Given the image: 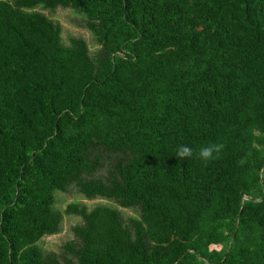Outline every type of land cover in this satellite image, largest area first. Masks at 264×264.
<instances>
[{
    "label": "trees",
    "instance_id": "16d2710c",
    "mask_svg": "<svg viewBox=\"0 0 264 264\" xmlns=\"http://www.w3.org/2000/svg\"><path fill=\"white\" fill-rule=\"evenodd\" d=\"M71 185L139 217L68 204L59 260ZM0 264H264V0H0Z\"/></svg>",
    "mask_w": 264,
    "mask_h": 264
},
{
    "label": "rangeland",
    "instance_id": "374dc122",
    "mask_svg": "<svg viewBox=\"0 0 264 264\" xmlns=\"http://www.w3.org/2000/svg\"><path fill=\"white\" fill-rule=\"evenodd\" d=\"M36 10L44 13L51 20L61 25V38L64 44H68L71 37H81L86 41L90 53H94L97 45L94 42L91 32L86 28L85 19L80 13L71 8L62 7H57L54 10H45L41 7H38ZM105 172L106 170L102 169L97 172V175L102 176ZM54 198V209L62 213L59 231L52 235L43 236L38 241V245L44 253H53L59 260H62L65 257H71L70 254L65 250L64 245L71 241H74L75 243L78 242L72 228L75 225H80L82 223V218L80 216L64 213V210L68 204H82L85 205L89 210L97 205H105L116 208L119 210L124 223H127L130 218L139 217V213L136 208L120 207L113 200L101 197L87 199L78 191L75 185L69 186L65 192H55ZM211 247L219 248L218 245H212Z\"/></svg>",
    "mask_w": 264,
    "mask_h": 264
},
{
    "label": "clouds",
    "instance_id": "9594fccd",
    "mask_svg": "<svg viewBox=\"0 0 264 264\" xmlns=\"http://www.w3.org/2000/svg\"><path fill=\"white\" fill-rule=\"evenodd\" d=\"M218 151V146L216 145H209L203 146L199 150V156L202 160L207 161L213 157L214 152ZM193 155V149L191 146L186 144H181L177 146L175 156L178 159L187 158Z\"/></svg>",
    "mask_w": 264,
    "mask_h": 264
}]
</instances>
